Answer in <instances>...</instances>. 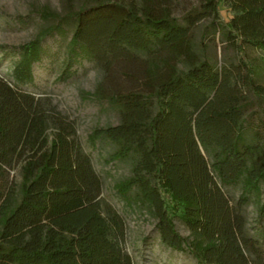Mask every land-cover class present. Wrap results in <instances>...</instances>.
<instances>
[{
    "label": "trees",
    "instance_id": "trees-1",
    "mask_svg": "<svg viewBox=\"0 0 264 264\" xmlns=\"http://www.w3.org/2000/svg\"><path fill=\"white\" fill-rule=\"evenodd\" d=\"M84 1L64 14L42 7L41 18L54 24L19 46L16 83L35 81L43 42L73 25L59 80L71 78L81 60L102 68L103 81L83 96L119 113V124L88 135L92 146H114L108 163L132 164L117 194L149 208L163 243L190 250L198 264H264V203L256 236L244 214L251 198L264 194V100H250L241 84L263 89L246 58L236 72L218 67L192 38L193 27L211 18L236 49L264 50V0H201L184 23L173 15V0ZM221 4L232 13L228 22L220 19ZM75 134L57 107L0 77V264H134L122 247L125 223L102 203V179ZM228 186L242 189L235 204ZM175 219L190 236L178 233Z\"/></svg>",
    "mask_w": 264,
    "mask_h": 264
},
{
    "label": "rangeland",
    "instance_id": "rangeland-1",
    "mask_svg": "<svg viewBox=\"0 0 264 264\" xmlns=\"http://www.w3.org/2000/svg\"><path fill=\"white\" fill-rule=\"evenodd\" d=\"M84 3V0H0V77L17 88L34 94L43 102H49L73 122L77 142L90 156L95 171L102 179V203L111 205L125 223L122 247L131 254L134 264H198L190 250L177 251L163 243L158 230V218L149 208L128 205L117 194L114 186L130 174V161L108 163L106 159L114 151V146L103 141L93 146L90 144L88 135L95 127L117 125L120 118L117 109L108 101L83 96V92H94L105 77L96 62L81 60L73 68L75 73L71 78L59 80L65 68L67 47L74 34V26L64 25L63 32H55L43 42L45 54L34 65L35 81L32 84H17L13 78L15 62L19 58V46L31 41L45 27L54 24L52 20L41 18L42 7L47 5L57 13L64 14L68 10L78 9ZM200 7L201 0H173V15L184 23V17ZM219 13L220 19L225 22L232 18V13L224 4L219 7ZM192 38L201 56L210 59L218 67L229 66L236 72L234 66H238L240 58H246L255 71L256 85L263 91H258L256 86L241 84L244 93L252 101L264 100V50L250 46L236 49L219 32H215L211 18L201 20L193 27ZM179 68L186 70L184 63H180ZM120 81L126 87H137V84L126 81L124 77ZM13 174L15 181L21 184V167L17 166ZM223 190L233 204L238 201L242 192L240 186L223 187ZM261 203H264V194L260 200L253 196L244 207L247 231L253 236H256L258 208ZM174 221L181 236H190L191 230L186 223L179 219ZM261 222L264 226V218Z\"/></svg>",
    "mask_w": 264,
    "mask_h": 264
}]
</instances>
